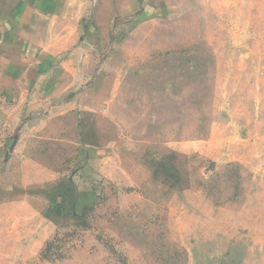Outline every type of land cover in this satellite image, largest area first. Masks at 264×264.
I'll use <instances>...</instances> for the list:
<instances>
[{"label": "rangeland", "instance_id": "1", "mask_svg": "<svg viewBox=\"0 0 264 264\" xmlns=\"http://www.w3.org/2000/svg\"><path fill=\"white\" fill-rule=\"evenodd\" d=\"M78 3L92 83L45 173L0 154V264H264V0Z\"/></svg>", "mask_w": 264, "mask_h": 264}, {"label": "crops", "instance_id": "2", "mask_svg": "<svg viewBox=\"0 0 264 264\" xmlns=\"http://www.w3.org/2000/svg\"><path fill=\"white\" fill-rule=\"evenodd\" d=\"M81 10L78 0H7L0 5V121L6 126L0 148L6 152L0 154L19 177L31 170L45 173L26 154L29 142L35 135L54 141L46 136L48 125L74 116L75 90L86 91L92 83L94 55L82 49L86 38L76 34ZM50 22L60 30L58 38H45Z\"/></svg>", "mask_w": 264, "mask_h": 264}, {"label": "built area", "instance_id": "3", "mask_svg": "<svg viewBox=\"0 0 264 264\" xmlns=\"http://www.w3.org/2000/svg\"><path fill=\"white\" fill-rule=\"evenodd\" d=\"M5 130H6L5 124H2V122L0 121V148L3 146Z\"/></svg>", "mask_w": 264, "mask_h": 264}]
</instances>
